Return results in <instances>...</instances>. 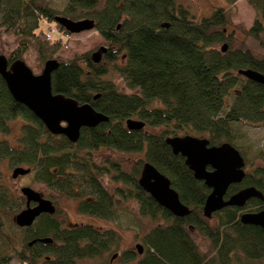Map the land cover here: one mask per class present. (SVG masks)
Returning a JSON list of instances; mask_svg holds the SVG:
<instances>
[{"label": "trees", "instance_id": "trees-1", "mask_svg": "<svg viewBox=\"0 0 264 264\" xmlns=\"http://www.w3.org/2000/svg\"><path fill=\"white\" fill-rule=\"evenodd\" d=\"M235 1L227 3L232 6ZM98 2L67 0L57 8L41 0H0V28L19 40L6 57L9 63L21 58L30 45L44 63L65 43L61 38H45L43 19L65 32L54 21L56 15L94 19L106 48L101 59L94 62L88 52L56 59L51 89L89 103L108 117L94 127H82L77 141L71 142L63 134L50 133L15 101L0 76V135L10 132V121H23L15 143L0 138V164L30 168L34 180L70 198H81L78 210L88 215L113 220L122 201H136L140 215L155 224L142 234L141 254L122 251L123 263L136 256L132 264H264V230L240 220L243 211L264 209V200L252 197L240 208L225 206L211 215L216 218L211 223V216L202 213L210 189L193 177L184 158L165 142L167 135L176 134L205 137L211 145L229 142L244 158L245 175L229 186L225 197L247 186H254L264 197V146L248 156L253 145L238 132L241 124L264 122V85L238 73L245 68L264 73V55L257 56L237 39L238 31L243 37L261 39L264 0H248L256 13L248 29L233 24L227 7H216L197 20L177 0H104L100 6ZM220 43L226 44L225 50ZM111 72L121 76L128 91L106 78ZM127 118L142 120L144 126L128 129ZM99 148L135 152L140 157L124 169L119 160H98ZM144 162L169 178L188 214L173 215L143 190L138 177ZM103 174H115L112 179L119 184L112 192L100 177ZM21 205L16 189L0 171V240L5 245L17 239L12 230ZM56 220L55 214H41L33 231L23 237H63L66 248L60 261L66 262L117 246L110 230L83 226L58 233ZM193 230L209 240V255L195 243ZM79 239L85 241L81 247Z\"/></svg>", "mask_w": 264, "mask_h": 264}, {"label": "water", "instance_id": "water-1", "mask_svg": "<svg viewBox=\"0 0 264 264\" xmlns=\"http://www.w3.org/2000/svg\"><path fill=\"white\" fill-rule=\"evenodd\" d=\"M54 21L66 31L76 33L94 28L95 21L85 17L74 20L65 16L56 15ZM119 27V26H117ZM226 49L222 44L221 50ZM105 51L104 46L101 47ZM93 52L94 62L100 60L101 51ZM58 62L55 58L47 59L42 71L32 72L23 59L18 58L8 62L0 54V76L15 101L25 105L52 134H63L71 142L77 141L82 127H94L108 117L95 110L89 103H79L71 97L53 93L51 89V72ZM238 73L244 77L264 85V73L251 68L239 69ZM125 125L128 129L139 130L144 122L139 119L127 118ZM165 142L174 154H180L185 164L192 171L193 177L210 189L202 206V213L210 217L214 212L225 206L242 207L245 202L256 197L264 200L263 194L254 186L244 187L230 196L225 197L231 184L239 183L245 175V161L241 153L229 142L217 145L209 144L205 137L192 134L167 135ZM30 168L16 166L11 170V177L25 175ZM138 184L162 207L175 216H185L189 208L183 204L177 191L171 186L169 178L148 162H144L138 177ZM20 191L27 199V205L14 216L19 226H28L41 213H53L55 207L49 199L40 196L34 188L26 185ZM36 204L30 206L29 202ZM242 223L260 226L264 230V209L258 211H243L240 215ZM44 238L43 240H49ZM137 252L142 253L143 246L135 245ZM116 254H113L114 258Z\"/></svg>", "mask_w": 264, "mask_h": 264}, {"label": "rangeland", "instance_id": "rangeland-1", "mask_svg": "<svg viewBox=\"0 0 264 264\" xmlns=\"http://www.w3.org/2000/svg\"><path fill=\"white\" fill-rule=\"evenodd\" d=\"M51 6L62 8L67 2V0H41ZM121 1V0H120ZM184 7H186L192 14L195 15L196 19L199 20L202 17L210 15L213 9L216 7H227L230 11V18L235 25H239L245 29H248L255 18V10L248 3V0H236L232 6L228 5L227 0H177ZM104 2V0H99V6ZM44 19L41 22V27L44 31L50 29V27L55 26L47 22L44 24ZM50 23V24H49ZM56 29V28H55ZM57 32L53 33V39L58 37ZM60 33H63L61 31ZM67 34L61 39L65 40V43L56 47L52 52V58L55 59H69L74 55H79L82 53H93L99 49L102 45V36L95 29H87L76 33H64ZM237 39L243 40L245 45L249 47L257 56L264 55V24L261 39L257 40L253 37L247 36L243 37L238 31ZM19 40L13 34H9L4 31V28H0V54L7 57L17 46ZM238 43V41L236 42ZM222 43L219 44V47ZM21 59L29 66L33 73L38 74L42 71L43 61H41L39 55L37 54L33 45H30L26 51L21 55ZM106 78L113 80L121 89L126 91L125 82L121 76L115 72H111L106 75ZM230 96L228 100H230ZM23 121L20 118H16L10 121V132L6 135H0L1 139H6L10 143H15L18 136L21 133V125ZM263 123V124H262ZM256 124H241V129L238 132L244 133L246 141L245 143L252 144L253 146L246 152L248 156L252 154L253 150L261 148L264 146V122ZM156 131L159 128H155ZM239 142V141H238ZM96 158L98 160H103L105 158H112L121 161L122 167L124 169H130L131 166L139 159L140 154L135 152H122L115 149L99 148L95 151ZM12 167L8 166L6 161L0 164V171L5 176L6 181L13 186L17 193L19 194V188L21 186H30L34 189L41 191L43 194L56 200V204L61 213H58V219H64L71 222L78 223H89L93 227L98 229L108 231L110 230L117 237V246L111 247L109 251L105 253L102 259H109L113 252H119L118 260L114 261L113 264H132L135 262V257L126 263L120 262L119 258L122 251L133 250L135 252V243L142 244V234L144 230L152 227L155 222H153L149 217L141 216L139 213L138 204L134 200L122 201L120 203L118 212L119 215L115 219H105L97 216L88 215L82 213L76 208L75 200L65 196L59 191L47 186L42 182L34 180L33 171L25 175L18 176L16 178L11 177ZM103 182L106 187L112 192L114 186L118 183L114 182L111 186L109 185L108 177H102ZM216 220L215 216H211L209 221L213 223ZM7 225H5L6 227ZM192 238L198 245L200 250L207 255L210 254V244L209 240L200 234L199 232L193 230L191 232ZM134 255H138L136 252ZM97 260L95 258H86L81 261V263L95 264Z\"/></svg>", "mask_w": 264, "mask_h": 264}, {"label": "flooded vegetation", "instance_id": "flooded-vegetation-1", "mask_svg": "<svg viewBox=\"0 0 264 264\" xmlns=\"http://www.w3.org/2000/svg\"><path fill=\"white\" fill-rule=\"evenodd\" d=\"M102 46L103 45H101L98 50H100ZM100 51H101V55H100V59H101V57L105 51H102V50H100ZM91 57H92V55H91ZM50 58H52V57H50ZM244 170H245V168H244ZM19 176H21V175H19ZM104 176L108 177L110 186L114 182H116V181H113V179H112L113 176H115V174H103L100 177H104ZM116 183H118V182H116ZM118 184L113 185V186L114 187L118 186ZM20 188H19V191H20ZM35 190L39 192L41 197H43L45 199H49L52 202L53 206L55 207V211L53 213L44 212L41 214H45V213L55 214L56 218H57L58 211L60 212L61 209L58 208V206L56 204V200L45 195V194H43L41 191H39L37 189H35ZM18 196L20 197L22 205H21V208L16 213H18L21 209L25 208L27 205V199L22 194L21 191L18 194ZM71 199L75 200V202H76L75 206H76V208H78V204H79L81 198H71ZM35 204H36V202H34V201L29 202L30 206H34ZM40 215H38L34 219V221L28 226H19L14 221V224H15L14 227L15 228H13L12 231L15 235H17V239L11 245H5L0 240V264H28V262L30 260H34L35 264H87V263H81V261L83 259H86V258H95L97 260V262L95 264H107V263L113 264L114 261L118 260L119 252H113L110 255L108 260L102 259V257L107 252V251H105L101 254L94 255V257H85V258L80 259V260L79 259L78 260L71 259L68 262L60 261L61 252L64 248H66V243L64 242L63 237H60V238L54 237L53 238L50 235L33 236V237H26L25 236V237H23L25 232L30 233L33 231L34 225L38 224L37 221H38V218L40 217ZM53 223H54V226H57V228H59L58 233H64V232L67 233V232L76 231L77 229H79L80 227H83V226L93 227L89 223L71 222V221H67L64 219H58V218ZM93 228H96V227H93ZM44 238H50V239L44 241L43 240ZM76 242H77L79 247H81L85 243V241L83 239H79ZM136 244L137 243H135V245ZM130 251L133 252L134 254H135V252L137 254H141V253L137 252L136 247H135V252L133 250H130ZM113 254H116V256L114 258H112ZM120 262H122V261L120 260Z\"/></svg>", "mask_w": 264, "mask_h": 264}, {"label": "built area", "instance_id": "built-area-1", "mask_svg": "<svg viewBox=\"0 0 264 264\" xmlns=\"http://www.w3.org/2000/svg\"><path fill=\"white\" fill-rule=\"evenodd\" d=\"M44 22L47 24V22L45 20H44ZM54 32H57L56 34H58L59 38H62L63 36L67 35V34L58 32L54 27H50V29L45 31V38L48 40L51 39L53 37L52 35Z\"/></svg>", "mask_w": 264, "mask_h": 264}]
</instances>
